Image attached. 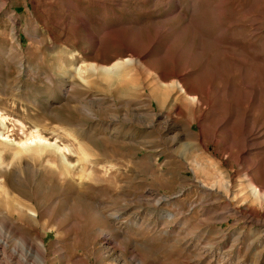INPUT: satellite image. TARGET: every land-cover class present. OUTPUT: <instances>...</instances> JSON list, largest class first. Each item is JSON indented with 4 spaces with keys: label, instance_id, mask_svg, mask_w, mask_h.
I'll return each mask as SVG.
<instances>
[{
    "label": "rangeland",
    "instance_id": "1",
    "mask_svg": "<svg viewBox=\"0 0 264 264\" xmlns=\"http://www.w3.org/2000/svg\"><path fill=\"white\" fill-rule=\"evenodd\" d=\"M247 169L264 187V0H0V194L47 264H264Z\"/></svg>",
    "mask_w": 264,
    "mask_h": 264
},
{
    "label": "bare ground",
    "instance_id": "2",
    "mask_svg": "<svg viewBox=\"0 0 264 264\" xmlns=\"http://www.w3.org/2000/svg\"><path fill=\"white\" fill-rule=\"evenodd\" d=\"M137 62H138V59L136 60V58L135 59H128L126 61V63H128V64H134ZM117 66H119V68H120L121 66L123 67L124 65H122V63H118L116 65V67ZM103 70H105V72L109 75H111V73L113 74V71H111V68H105ZM121 71H122V69H121ZM122 74H123V72H122ZM112 76H114V74ZM117 76L119 77L118 73H117ZM117 79H118L117 80L118 83L117 84L115 83L117 85V87H116V92L118 93L117 95H125L126 91L129 92V90H128L129 83L122 80V79H119V78H117ZM155 84H154L155 86L153 85L154 87L152 88L150 95H151L152 100L158 101L159 107H164V104L166 102L165 101L166 98L159 97V94H161V93H159L161 88H168L170 86H173L175 89L177 88V89H179V91H181V93L185 94L184 97H186V98L188 97L189 93L187 91V88L179 81H177L175 83V85H173V84L170 85V84H167L164 81H162L159 77V78H157V81ZM126 94H127V92H126ZM192 97L193 96H191V99H189L190 103L191 104L197 103L196 98L195 97L192 98ZM187 100H188V98H187ZM165 122L170 124V123H172V119L169 116H166ZM28 140H30L31 143L37 142L39 144H44L46 148L54 146V143H50L47 140H44L43 137L39 134H35V135L29 137ZM244 144H245V147L244 146L241 147V150H240L241 154L240 153L239 154L241 155L240 157L243 160H246L247 157H245V152H246L247 148L250 147L249 145L254 146L255 144L253 142H251V140L249 139V135L247 137H245ZM21 145H22V147H27V148L29 147V149H30V150L28 149L29 152L32 151V152L36 153L39 151V148L29 146L30 143H23ZM226 145H227L226 148L224 147V150L220 152L221 153V156H220L221 160L227 159L228 157L225 158V155L227 152L230 153V151H231V146L229 145V142H227ZM57 149L63 150L64 148H59V146H58ZM19 152L20 151H18V153ZM239 161H240V159H239ZM18 164H20V163H18ZM209 164L208 165L205 164L204 166H203V164H200V166L197 165L198 167L196 169V173L197 174H208V177H209L210 173L208 171L210 170V167H211V166H209ZM25 169L26 170L30 169V167H28V163H25ZM207 169H208V171H207ZM12 170H14V169H12ZM255 179L256 178H254L251 171L247 169L246 172L244 173V175L242 176L241 183H240L243 186V189H242L243 191H241L242 192V195H241L242 201L245 204L246 203L248 204L249 202L250 203L258 202L259 204H261L264 207V187L258 185ZM223 187L227 193L232 191V189H231L232 186L225 185ZM3 190L5 191L7 189H3ZM228 199H230V201H232V200L239 199V197H237L236 195L231 197V194H230L229 197L227 196V200ZM32 207L25 205L24 203H22L18 199V197L13 196L12 194L7 193L3 196H2V194H0V264H4V262L6 261V257L14 260L15 262H17V264H47L48 251H47V248L45 246L44 241H34L31 238H29L28 236L23 235L18 230V228L16 226V222L14 223L8 218V216H11V217H14L15 221L17 220L18 222L35 223L38 221L37 217H39L38 216L39 214H38L37 210H35ZM251 215H253L252 217H255L254 213H252ZM14 241H17V242L13 243Z\"/></svg>",
    "mask_w": 264,
    "mask_h": 264
}]
</instances>
